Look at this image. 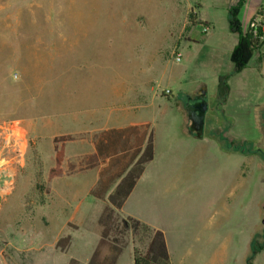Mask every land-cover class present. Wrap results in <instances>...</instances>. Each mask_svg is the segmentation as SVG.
<instances>
[{"label":"rangeland","instance_id":"rangeland-1","mask_svg":"<svg viewBox=\"0 0 264 264\" xmlns=\"http://www.w3.org/2000/svg\"><path fill=\"white\" fill-rule=\"evenodd\" d=\"M227 4L0 0V264H88L109 202L92 143L129 127L155 162L122 217L160 227L175 264H264V63L233 74Z\"/></svg>","mask_w":264,"mask_h":264},{"label":"crops","instance_id":"crops-1","mask_svg":"<svg viewBox=\"0 0 264 264\" xmlns=\"http://www.w3.org/2000/svg\"><path fill=\"white\" fill-rule=\"evenodd\" d=\"M198 1L203 2V0H198ZM236 1L237 0H228L226 9H229V7L235 4ZM262 9H264V0H243V5L239 12V18L244 32H247L250 23L252 22L253 19H255L258 16L259 11ZM228 18L229 16L227 17V20ZM206 25L210 26L208 21L206 22ZM233 35L235 36L236 40L233 43L232 49H234L238 41V37L235 34ZM257 55L259 56L258 58H260L261 61H259V64L253 65V60ZM263 63H264V45L261 48L260 52L257 53L251 59L246 69L251 70L253 67H261ZM244 95H246L247 98L252 97V95L247 93H244ZM188 104H187V108L189 110ZM208 109H209V104H207L206 112L208 111ZM151 132L153 133L152 129H135L134 127H129L126 129H102L100 134L94 139L92 143L94 147L93 158L98 161L97 164L100 165L101 167L96 182L92 186L90 193L94 198L100 200L109 198L111 193L115 191L121 179L126 176V174L138 161L143 150L145 149V146L147 144ZM183 132L188 133L190 135H192V133H195L192 131L191 127L190 129H184ZM199 139L201 140L202 138ZM153 140L155 139L153 138ZM154 149H155V145H154ZM153 162H155V156L153 157L152 161H150L145 165L144 171L139 177L135 187L133 188L132 192L129 194L122 209L118 212L121 218L124 217L123 215H121V212L123 213L125 211L126 203L128 202L129 198L132 196V193L139 184V182L143 181L147 177L150 166L153 164ZM108 206H110V204L107 201L98 219V226L101 229L100 237L97 240L96 244L92 246V253L90 254L87 262L88 264H90V261L93 258L94 254L96 253V251H99V254L97 255V259H96V262L98 264H109L113 260L115 261V264H134L135 247L132 243V240L130 239L131 235L129 229H126V231L124 232L123 240L114 244L113 242H111L112 241L111 238H107L104 240V243L100 246V241L102 239V233L104 230V227L100 223V219L103 212ZM126 217H133L135 219H138L134 217V215L133 216L127 215ZM140 221L147 224L143 220ZM147 225H149L150 227L156 230H161L160 227L158 226L150 225V224ZM164 235L166 238V243L170 254L171 262L172 264H175L173 249L171 248L167 235L165 233ZM69 264H76V261L71 260Z\"/></svg>","mask_w":264,"mask_h":264},{"label":"trees","instance_id":"trees-1","mask_svg":"<svg viewBox=\"0 0 264 264\" xmlns=\"http://www.w3.org/2000/svg\"><path fill=\"white\" fill-rule=\"evenodd\" d=\"M242 5L243 0H237L228 9L229 30L238 37L237 44L230 54L233 74H239L245 70L251 59L260 52L264 45V30L262 28L255 29L249 26L247 32L243 31L239 18ZM199 8L201 6L197 4L192 9V20L197 17V13L195 12ZM219 92H221L223 97L229 92V86L226 81H220ZM153 142V133L151 132L138 161L126 176L121 179L115 191L109 196L110 206L105 209L100 219V223L104 227L100 246L107 238H111V242L115 244L124 239L126 229L131 231L135 243L134 264H172L166 238L161 230L151 228L149 225L133 217L121 218L118 213L143 173L145 165L152 161L154 157ZM145 242L147 243L146 246L142 247ZM98 254L99 251H96L90 264H98L96 262ZM109 264H115V261L113 260Z\"/></svg>","mask_w":264,"mask_h":264},{"label":"water","instance_id":"water-1","mask_svg":"<svg viewBox=\"0 0 264 264\" xmlns=\"http://www.w3.org/2000/svg\"><path fill=\"white\" fill-rule=\"evenodd\" d=\"M204 95L205 94L201 95V97H204ZM202 107H203V110L200 111V113L197 115L195 119H192V125H191L192 131L196 133V136L198 138H202L203 136L205 112L207 110L206 101L203 102Z\"/></svg>","mask_w":264,"mask_h":264},{"label":"flooded vegetation","instance_id":"flooded-vegetation-1","mask_svg":"<svg viewBox=\"0 0 264 264\" xmlns=\"http://www.w3.org/2000/svg\"><path fill=\"white\" fill-rule=\"evenodd\" d=\"M204 101H205V99L199 95L195 102L191 101L188 104L191 125H192V119H195L197 117V115L200 113V111L203 110L202 104Z\"/></svg>","mask_w":264,"mask_h":264},{"label":"built area","instance_id":"built-area-1","mask_svg":"<svg viewBox=\"0 0 264 264\" xmlns=\"http://www.w3.org/2000/svg\"><path fill=\"white\" fill-rule=\"evenodd\" d=\"M250 27L255 28V29L262 28L264 30V26L259 27V24L256 22L255 19L250 23Z\"/></svg>","mask_w":264,"mask_h":264},{"label":"bare ground","instance_id":"bare-ground-1","mask_svg":"<svg viewBox=\"0 0 264 264\" xmlns=\"http://www.w3.org/2000/svg\"><path fill=\"white\" fill-rule=\"evenodd\" d=\"M8 189V188H7ZM3 193V192H2Z\"/></svg>","mask_w":264,"mask_h":264}]
</instances>
